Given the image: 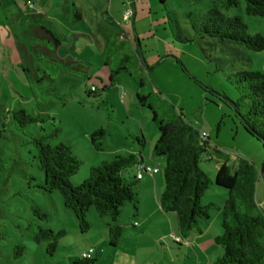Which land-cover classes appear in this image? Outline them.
<instances>
[{"label": "rangeland", "instance_id": "obj_1", "mask_svg": "<svg viewBox=\"0 0 264 264\" xmlns=\"http://www.w3.org/2000/svg\"><path fill=\"white\" fill-rule=\"evenodd\" d=\"M57 1L53 4L54 22L66 34L69 30L78 33L75 49H62L93 63L89 81L63 74L55 83L62 91L75 86L73 93L50 112L54 124L61 129L59 140L54 143L71 145L73 153L83 161L71 179L72 184H83L91 167L112 161L116 156L136 155L144 150L151 154L160 137L150 110L137 101V84L132 77L123 72L110 86L108 69L93 38L95 28L98 29V23L108 11L123 23L135 45L142 48L154 90L182 109L187 122L208 134L210 147L202 154L201 169L215 180L222 163L216 149L230 156L232 166H237L241 158L252 161L259 170L257 198L264 210V146L245 129L224 96L238 99L228 78L239 69L264 73V50L238 53L236 49L218 46L210 37L197 36L196 26L201 17L209 7L220 6L221 0H76L83 20L73 27L60 22L62 9L59 10ZM240 1L228 14L243 16L250 34H264V18L248 15L245 1ZM0 17L5 20L0 19V160L6 162V168L0 170V264H72L91 248L95 250L93 257L97 264H214L185 240L176 242L178 233L173 235L175 240L172 235H166L164 225L158 226L163 219L159 214L147 220L138 215L136 205L144 198L139 191L135 203L128 202L122 207L117 223L100 216L92 207L88 212L91 228L82 233L74 211L65 207L62 193L46 189L45 172L31 143L34 136L50 132L54 127L52 122L30 125L21 131L12 117L13 111L24 108L36 113L37 108L29 83L19 68V51L13 42L16 24L11 22L12 15L3 11ZM171 17L195 37L194 42L174 38ZM93 86L99 93L89 95L88 90ZM100 128L107 129L108 136L102 142V150H96L91 134ZM143 136L147 140L146 148L141 142ZM159 160L164 175L166 159ZM137 171L133 167L129 174L132 176ZM227 197L225 188L213 184L202 198L203 204L216 205L211 209L210 220L204 223L209 229L202 239L210 257L215 254L217 258L219 251L223 253L215 238L223 233L221 216ZM142 205L150 209L148 200ZM33 206L40 207L48 218L39 221ZM34 222H40L55 234L65 232L53 255L48 252V242L36 243L33 239L29 226ZM115 224L122 225L123 236L118 246L112 247L109 229ZM192 232L198 234L197 229ZM19 246H23L22 257L15 254Z\"/></svg>", "mask_w": 264, "mask_h": 264}, {"label": "trees", "instance_id": "obj_2", "mask_svg": "<svg viewBox=\"0 0 264 264\" xmlns=\"http://www.w3.org/2000/svg\"><path fill=\"white\" fill-rule=\"evenodd\" d=\"M164 1V0H161ZM248 15L264 18V0H244ZM240 0H221L220 6L209 7L196 26L198 37H210L218 46L236 52H260L264 50V34H250L247 23L241 15L228 12L240 5ZM63 18L69 26L83 20L76 0H64ZM174 38L182 42H194L195 37L188 34L178 20L170 19ZM101 36V56L104 67L108 69L110 86L121 73H127L137 84L138 103L150 110L152 120L158 126L160 137L153 155L165 157L164 190L159 202L164 212L177 216L179 231L183 238L199 229L211 218L214 203L203 204L202 198L213 184L225 188L228 197L222 207L221 224L223 233L215 238L223 253L215 264H264V210L257 198L259 170L246 158H241L237 166L230 164V156L216 149L222 162L213 181L200 167L201 157L210 147L209 136L204 139L203 131L187 122L182 109L162 94L154 90L142 48L135 45L123 23L114 19L108 11L99 22ZM15 45L21 55L19 68L29 83L37 108L30 113L22 108L13 111V119L18 130L25 131L30 125H44L52 122L53 129L45 134L34 136L31 143L37 151L41 169L45 172L47 190H59L66 208L74 211L82 233L90 230L88 212L94 207L102 217L119 221L122 207L137 201L140 184L129 174L133 167L143 163L141 155L116 156L90 169L87 181L73 185L71 179L83 165V161L73 153L71 145L59 140L61 129L54 124L50 112L71 95L75 86L60 90L57 79L69 74L89 81L92 77L93 63L90 60L63 56L60 49L74 50L78 36L65 35L47 14L33 11L26 14L25 22L13 29ZM137 41V40H136ZM230 83L238 93L237 100L226 99L240 118L245 129L257 137L264 146V73L261 71L239 69L229 76ZM106 87L102 89L104 91ZM93 86L88 94H96ZM108 130L100 128L91 134L96 150H102L103 140ZM6 168L4 159L0 160V170ZM33 211L39 221L48 215L38 206ZM36 243L48 242V252L53 255L58 249V241L65 235L46 228L40 222L29 226ZM111 246H118L123 236L120 224L111 226ZM23 256V246H19ZM95 257H81L72 264H97Z\"/></svg>", "mask_w": 264, "mask_h": 264}, {"label": "crops", "instance_id": "obj_3", "mask_svg": "<svg viewBox=\"0 0 264 264\" xmlns=\"http://www.w3.org/2000/svg\"><path fill=\"white\" fill-rule=\"evenodd\" d=\"M63 2H64V0H58L57 1V5H58L59 10L62 9ZM53 4H54V0H0V11L1 12L3 11V13L5 15H12L11 22L13 24H16L15 25L16 27H20L25 22L26 14L33 12V11L43 12V13L47 14L50 18H52L53 21H56L52 15ZM13 15H15L14 18H13ZM7 18L9 19V17H7ZM0 19H2V21H5L3 17H0ZM59 20H60V22L64 23L63 26L67 25V27H71L65 22V20L63 18V11H62V17H61V19L59 18ZM98 25H99V23H98ZM8 27H7V29H8ZM61 30L67 36H71L73 34L78 36V33L71 32L72 30H69L70 33H67V34L63 31L62 28H61ZM8 33L11 35L10 28H9ZM94 33L96 34V36L94 34L95 37H93L94 42H96L100 47V44L102 43V41H101V36L99 34L98 29L95 28ZM85 35L90 37L89 34H85ZM13 42H15V41L13 40ZM17 54H18L17 56L19 59L18 63L20 64L21 57H20L19 53H17ZM60 54L63 56H73L74 58H79V57L75 56L74 54L67 53L62 48L60 49ZM141 142L143 143V146L146 148L147 140L145 139V136L142 137ZM135 150L140 152L137 148ZM136 155H141L143 157V163L145 165L152 166L154 168H159V166H160L159 165L160 164L159 159L160 158L155 157L153 155V152L150 154V153H146V151L144 150V152L142 151ZM156 162H158V164H156ZM136 168L138 169V171L133 173L132 176L134 178H136L137 174L139 173V171L141 169V167H139V166ZM136 182H138L140 184L139 189H138L139 195H140V193H142V195L144 197L143 199H141L142 201H138V204L136 205L137 214L140 216H144L145 220L152 219V217L154 215L159 214L160 216L163 217V219L159 220L160 223L158 224V226L164 225V232L166 233V235H168V236L172 235V238H173L174 237L173 235H176L178 233L179 236H177V238H181V239L185 240L187 243H190V245H192V248H194L195 250H198L199 253L204 252L206 257L211 258V261L215 264L216 260L220 257L221 252L220 251L218 252L219 256L217 258H216L215 254L211 255V257H210L209 253L207 252V248L204 246V242H202L203 237L205 235H207V233H208L209 226L207 228V227H204V225H206V224H202V226L199 229H197L198 234H194L192 232V233H190V235L187 238H183L180 234V231H179V225H178V220H177L176 214L175 213L172 214L173 212L166 213L162 210L160 202H159V198H160L161 193L164 190L165 182H164V175L161 173L160 168H159V172H157L155 174L145 173L143 178L141 180H136ZM145 200H148L150 203V206H151V207L149 206L150 209H148V210L145 208V206L142 205ZM156 202H158V205L156 204ZM165 225H166V227H165ZM173 239L175 240V238H173ZM175 241L178 242L177 240H175Z\"/></svg>", "mask_w": 264, "mask_h": 264}, {"label": "built area", "instance_id": "obj_4", "mask_svg": "<svg viewBox=\"0 0 264 264\" xmlns=\"http://www.w3.org/2000/svg\"><path fill=\"white\" fill-rule=\"evenodd\" d=\"M127 15H128V13H127ZM130 16H131V14H130ZM207 137H208V134L206 132H203V138L206 139ZM212 158H213V156H209V159H212ZM140 167H141V169H140L139 173L136 176L137 180H141L145 173H147V174H155V173L159 172V168H154L152 166H148V165H145V164H143ZM176 240L179 242V241H181V238H176ZM94 252H95V250L93 248H91L89 251L85 252L82 257L90 258V257L93 256Z\"/></svg>", "mask_w": 264, "mask_h": 264}]
</instances>
